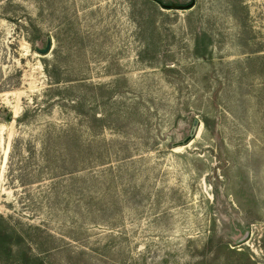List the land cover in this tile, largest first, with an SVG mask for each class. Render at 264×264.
Returning <instances> with one entry per match:
<instances>
[{
	"label": "rangeland",
	"instance_id": "374dc122",
	"mask_svg": "<svg viewBox=\"0 0 264 264\" xmlns=\"http://www.w3.org/2000/svg\"><path fill=\"white\" fill-rule=\"evenodd\" d=\"M162 1L0 0V264H264V0Z\"/></svg>",
	"mask_w": 264,
	"mask_h": 264
},
{
	"label": "water",
	"instance_id": "95a60500",
	"mask_svg": "<svg viewBox=\"0 0 264 264\" xmlns=\"http://www.w3.org/2000/svg\"><path fill=\"white\" fill-rule=\"evenodd\" d=\"M193 0H191L190 2L184 4V7L188 8V7H191L193 5ZM163 6L165 7H170V6H175L176 4H173V3H163L162 4ZM51 48V40L50 38L48 37L47 40H46V43H45V46L43 47H39V46H35V49L39 52V53H46L50 50Z\"/></svg>",
	"mask_w": 264,
	"mask_h": 264
},
{
	"label": "trees",
	"instance_id": "16d2710c",
	"mask_svg": "<svg viewBox=\"0 0 264 264\" xmlns=\"http://www.w3.org/2000/svg\"><path fill=\"white\" fill-rule=\"evenodd\" d=\"M156 1H158L160 4H163V1L162 0H156ZM1 230V229H0ZM1 233V232H0ZM0 248L1 249H3V251L5 252V253H11V245L10 244H8V245H3V244H1L0 243Z\"/></svg>",
	"mask_w": 264,
	"mask_h": 264
}]
</instances>
